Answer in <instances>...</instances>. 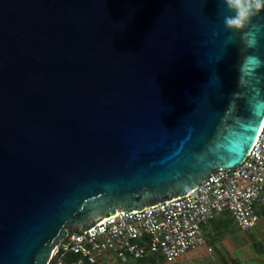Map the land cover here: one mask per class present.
Here are the masks:
<instances>
[{
  "label": "water",
  "instance_id": "1",
  "mask_svg": "<svg viewBox=\"0 0 264 264\" xmlns=\"http://www.w3.org/2000/svg\"><path fill=\"white\" fill-rule=\"evenodd\" d=\"M222 0H0V264L182 196L264 122V13Z\"/></svg>",
  "mask_w": 264,
  "mask_h": 264
},
{
  "label": "built area",
  "instance_id": "2",
  "mask_svg": "<svg viewBox=\"0 0 264 264\" xmlns=\"http://www.w3.org/2000/svg\"><path fill=\"white\" fill-rule=\"evenodd\" d=\"M260 203L264 204V122L241 165L216 169L185 195L141 210H117L87 231L68 229L49 264H129L147 257H157L156 264H173L191 252L212 251L203 228L218 215L228 212L242 231L254 228Z\"/></svg>",
  "mask_w": 264,
  "mask_h": 264
},
{
  "label": "crops",
  "instance_id": "3",
  "mask_svg": "<svg viewBox=\"0 0 264 264\" xmlns=\"http://www.w3.org/2000/svg\"><path fill=\"white\" fill-rule=\"evenodd\" d=\"M259 220L254 228L239 229L227 212L203 228L211 252H191L173 264H264V204L257 205Z\"/></svg>",
  "mask_w": 264,
  "mask_h": 264
},
{
  "label": "clouds",
  "instance_id": "4",
  "mask_svg": "<svg viewBox=\"0 0 264 264\" xmlns=\"http://www.w3.org/2000/svg\"><path fill=\"white\" fill-rule=\"evenodd\" d=\"M230 15L224 17V25L231 30L245 28L252 18L264 13V0H222Z\"/></svg>",
  "mask_w": 264,
  "mask_h": 264
},
{
  "label": "trees",
  "instance_id": "5",
  "mask_svg": "<svg viewBox=\"0 0 264 264\" xmlns=\"http://www.w3.org/2000/svg\"><path fill=\"white\" fill-rule=\"evenodd\" d=\"M225 213H227V212H225ZM137 261L144 262V263H148V264H156L157 261H158V258L157 257H147V258H144V259H141V260H137Z\"/></svg>",
  "mask_w": 264,
  "mask_h": 264
},
{
  "label": "rangeland",
  "instance_id": "6",
  "mask_svg": "<svg viewBox=\"0 0 264 264\" xmlns=\"http://www.w3.org/2000/svg\"><path fill=\"white\" fill-rule=\"evenodd\" d=\"M160 259V258H159ZM161 261V260H160ZM129 264H148V263H144V262H139V261H132Z\"/></svg>",
  "mask_w": 264,
  "mask_h": 264
}]
</instances>
